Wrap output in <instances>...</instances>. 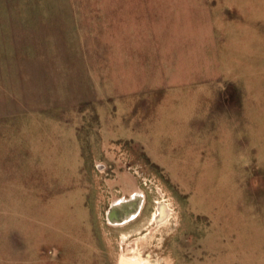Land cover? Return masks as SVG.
Returning <instances> with one entry per match:
<instances>
[{
  "label": "rangeland",
  "instance_id": "rangeland-1",
  "mask_svg": "<svg viewBox=\"0 0 264 264\" xmlns=\"http://www.w3.org/2000/svg\"><path fill=\"white\" fill-rule=\"evenodd\" d=\"M242 37L233 52V42ZM112 55L113 69L107 70ZM92 79L99 82L95 91L104 93L102 102H87ZM109 84L115 91L104 99L111 93ZM65 94L77 99H64ZM172 97L171 108L162 109L150 132L155 140L147 136L151 147L120 138L125 130L144 128L137 126L140 119ZM0 109V116L10 115L0 121V264H6L12 220L6 195L8 142L21 141L26 128L34 138L60 133V142L67 139L64 146L75 153L72 164L76 159V180L82 183L75 200L83 202V211L79 206L75 214H83L77 220L81 237L98 247L88 248V254L82 250L77 262L67 258L68 264L93 259L118 264L124 253L149 264H177L166 249L184 232L185 244L203 259L264 264V0H0ZM104 114L135 125L124 126L120 140L105 146L98 128ZM184 116L203 121L184 123L191 137H172L181 149L189 146L178 155L169 151L168 127ZM64 121L69 125L57 128ZM221 182L227 187L218 188ZM235 185L263 206L260 214L235 213ZM135 191L145 200L141 216L115 225L109 220L112 203ZM202 192L209 208L199 211ZM239 215L247 217L248 233H232L231 220ZM19 223L14 222L16 230ZM211 229L219 230L222 244L240 247L235 242L244 237L248 248L227 250L217 243L216 251L206 253L194 239Z\"/></svg>",
  "mask_w": 264,
  "mask_h": 264
},
{
  "label": "bare ground",
  "instance_id": "bare-ground-1",
  "mask_svg": "<svg viewBox=\"0 0 264 264\" xmlns=\"http://www.w3.org/2000/svg\"><path fill=\"white\" fill-rule=\"evenodd\" d=\"M243 35H245V33ZM242 42H243V37L239 42H236V43L233 42L232 51L233 52L239 51L238 49L240 48V45ZM114 55H112L111 62L109 63L108 61L106 63L107 65L105 67L107 70L113 69L112 60L114 61V57H113ZM100 56L102 57L103 60L106 59V57H104L102 52L100 53ZM105 56H107V52H105ZM95 75L99 76L101 74L98 72V73H95ZM91 82L94 88L90 90V93H91L90 98L87 99L88 101L87 100L86 101L87 102H91V101L102 102L104 93H98L95 91V89L99 87L95 83H99V82L96 81V79H92ZM172 83H173L172 81L169 82L170 85ZM105 87H108V88L111 87V93L107 94L104 98V99H108L110 96H112V93H114L115 90L112 88L111 84L105 85ZM51 89L53 88L51 87ZM73 96L77 99V95H68V94H65L64 99L73 100ZM219 98L220 97H217L214 100L215 103L217 101H220ZM184 100L185 99H178V101H181V102ZM173 101H174L173 97L172 99L171 98L165 99L164 104L160 105L157 108H154L153 111H151L145 117L140 119L143 123L138 122L137 126H143L144 128H138L135 131H133L132 129L125 130L122 132L121 134L122 137L120 138H125L127 140L136 139L139 142L143 141L147 143L148 147H151L149 138L150 139L153 138L154 132H153V135L150 132L153 131L152 128L154 127V123L158 117L163 116L164 111L162 109H165L166 111H168L171 108ZM0 111H3V110L0 109ZM161 111L163 112L162 114H160ZM22 114L24 115L25 113H22ZM109 116L110 114H104L101 119L103 125L100 124V127H98L100 128V133L102 137L101 142H103V145L105 146L111 145L108 141L115 140V138L119 139V135L117 134L124 128V126H127L129 123L132 125H135V122H130L129 120H127L126 122H124L125 120L122 121L124 117L112 118ZM14 117L13 118L11 117L12 118L11 121H13ZM23 117L24 116L21 115L18 118L21 119ZM43 117L45 118V116ZM66 117H68L69 119L70 115H67ZM177 117L182 119V116H177ZM9 118H10V115L8 117H6V115L0 116V121L5 122L4 119H9ZM184 118L185 116L183 117V120L174 121L173 125L168 127L170 129L169 135H171V140L169 141L170 145L168 147L169 151L177 152L178 155L184 154L185 151L188 150L189 146H185L184 147L185 150L181 149V145L177 142V140H181L182 135L185 136V138L186 136L191 137L188 133L185 132L186 130L182 129L184 123L191 122V121H203V119L184 120ZM74 120H76L75 122H77V118H74ZM69 122L64 121L63 124L57 125V128H60L61 125L67 126L69 125ZM109 128H111V131L112 129H115L113 130V133L108 132ZM95 133H92L91 137H93ZM147 136H149V138ZM172 137H175L177 140L173 139ZM5 138L7 137H4V139ZM20 139L23 144L21 145V147L19 145L21 144L20 143L21 141L18 139H14L13 141L8 142V145H10V148H8L9 157L7 158L9 159L10 162H8L9 165L7 166L8 168H7V180H6V195H7V198H9V205L11 207L10 215H11L12 220L10 224L7 225V228H9V246L7 247L3 246L5 249L6 264H68L67 258L68 259L73 258L76 261L77 259L81 258V256L83 255L80 253L82 250L84 251V249H86V251H88V248H89V251H90V248H96L98 247V244L95 243L94 244L95 246L90 247L88 243L85 241V239L81 237V232H82L81 228L83 226L81 222L80 221L78 222L77 220L80 219L79 218L80 215L82 217L83 214H75L79 206H80L79 208L80 212L83 211L81 209V205L83 206V202L81 201V198L78 199V202L75 200L77 197H80L79 195L81 191V189L79 188L81 181L76 180V172H77V165L75 164L76 159H74V162L72 164V159L75 153H73V151L71 152L72 149H68V148L66 149V147L64 146L65 144H67L66 143L67 139L64 138L60 142V133L54 136L46 135V137L41 136V138H36L35 136L34 138L33 134L30 132V128H26L24 137ZM96 139L100 141V137L98 133H97ZM154 140H155V135H154ZM118 143L120 144V142ZM193 143H198V141H193ZM119 148H122V146L117 145L115 147V150L120 151ZM92 151L95 154L98 153L96 152L95 147L92 148ZM109 157L113 158V156L112 157L109 156ZM204 157L205 156H203V158ZM182 161H183V158L181 159V162ZM2 165L3 163L0 160V169H2ZM117 168L118 169L120 168V165H118V162H117ZM175 174H177V172ZM204 177L205 176H203L202 178ZM83 179L84 178H82V180ZM180 179L183 180V177H181ZM92 182H93V179L91 181L90 177L86 178L85 185L86 186L88 185L87 187L90 189L93 186ZM236 185L233 188L234 193H235L234 198L236 199V203L234 206L235 213L236 214H245V213L260 214V211H261L260 209L262 205L260 203L252 202L247 197L246 192L244 190L238 189ZM220 187L222 189L227 187L226 183L221 182L218 188ZM204 196L205 194L204 192H202V194L198 198V204L200 203L199 211H203L209 208V200H208L209 198L204 199ZM208 196H209V193L207 194V197ZM143 201L145 200L142 194L136 191L133 192L129 198L121 197L119 199H116L113 203L111 202L112 205L110 209L111 214H109V217H110L109 220L111 222H117V224L114 223L115 225H118V222H122V224H126L130 220H136L137 218L141 216V213L145 207V205H143L144 204ZM72 206L74 207V210H75L74 212H72V209H71ZM196 211H198V209ZM68 218H71V222L68 225L66 224V226H64L65 224H63L62 221ZM72 218H75L76 220L72 221ZM18 220L20 222L19 223L20 228L16 230L17 226L14 225V222L16 221L18 222ZM231 224L233 225L232 227L234 228L232 233L234 232H236V234L241 233V232L242 234L248 233L249 224H248V220L246 216L239 215V216L234 217L233 221L231 220ZM263 227H264V223L261 224V228ZM218 231H219L218 229L217 230L211 229V231L208 232L205 237L198 235L199 238L194 239V240L197 241V243L200 242L201 244H203L202 247L204 248L206 253H209L212 250L214 251L216 247L215 244L217 243L223 245L224 246L223 249H227V250H232V249L237 250V249H243L246 247L248 248L247 246L248 243L246 244V242L248 241L244 239V237L239 238L240 235L238 236L240 240H236L235 243L239 242L238 245H240V247L242 248L236 247V245L235 244L233 245L232 242H227L225 244H222V242L220 241L217 235ZM185 233L186 232H184V234L181 235V240L179 242L177 239H176L177 240L176 243L173 244L171 242V247H170L171 249L169 248L166 249L168 258H171V256L173 257L172 253H174L175 254L174 262H176L177 264H219L218 260H209V256H207V258L205 256L204 259L206 258V260L204 261L201 255V252H197L198 250L195 251L196 249L194 250L192 247H190V245L192 244L189 243L190 245L188 247L187 245L188 243L185 244V242L187 241V237L185 236ZM256 239H258V237ZM234 247L236 248L234 249ZM217 249L219 250V248ZM89 251L86 253L88 254ZM234 253H235L234 261H235L237 260L236 259L237 254L236 252ZM231 255L232 254H230V256ZM94 256L93 258H95ZM100 256L102 257V254ZM83 257H86V256H83ZM219 260H220V263L221 261H224L221 258ZM246 262L247 261H245V263ZM105 263H106V260L104 261H96L94 259L92 261L86 260V264H105ZM118 264H149V263L146 259L141 258L139 255L130 257V256H127L126 253H124L120 256Z\"/></svg>",
  "mask_w": 264,
  "mask_h": 264
}]
</instances>
